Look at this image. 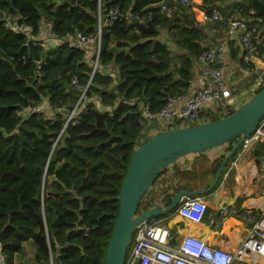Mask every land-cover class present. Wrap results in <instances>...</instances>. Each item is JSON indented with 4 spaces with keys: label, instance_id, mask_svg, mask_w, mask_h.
<instances>
[{
    "label": "trees",
    "instance_id": "trees-1",
    "mask_svg": "<svg viewBox=\"0 0 264 264\" xmlns=\"http://www.w3.org/2000/svg\"><path fill=\"white\" fill-rule=\"evenodd\" d=\"M104 1L133 17H151L156 32L143 33L135 22L121 20L103 28L100 64L114 65L117 76L96 72L88 88L93 100L88 111L60 136L62 116L45 119L35 109L48 98L53 108L72 110L79 98L72 81L86 86L92 67L83 52L64 45L45 51L37 40L29 42L23 33L5 27L4 19L11 15L34 35L44 20L53 21L60 36L77 30L94 33L97 0H0V242L5 264H16L25 242H31L38 264H104L121 185L141 145L139 107L149 103L158 112L170 97L184 95L191 86L203 36L190 8L178 7L167 15L160 3L169 0ZM251 2L239 5L248 11L254 7ZM216 3L212 0L206 10L222 11ZM255 16L264 25V12L257 9ZM162 33L170 34L187 54L177 55L160 39ZM94 97L112 115L99 110ZM25 110L29 115L21 116ZM221 163H213L208 175L215 177ZM178 174L195 182L182 187L188 191L211 185H199L203 178L198 172ZM156 197L149 190L140 211L152 208Z\"/></svg>",
    "mask_w": 264,
    "mask_h": 264
},
{
    "label": "built area",
    "instance_id": "built-area-1",
    "mask_svg": "<svg viewBox=\"0 0 264 264\" xmlns=\"http://www.w3.org/2000/svg\"><path fill=\"white\" fill-rule=\"evenodd\" d=\"M161 2V11L171 15L178 7H197L195 0H169ZM222 1V0H217ZM236 4H247L246 0H234ZM241 7V6H240ZM257 9L251 7L247 17L236 13L223 14L220 9H212L211 12L203 11L197 26L221 24L227 37L242 46L245 60L252 62L249 65L250 74L257 73L256 87H264V25L255 15ZM98 26L94 33L82 31H70L60 36L55 31L53 21L41 22L39 31L34 35L33 29L27 25L14 22L11 15L4 19V25L16 32L23 33L27 41L37 40L40 47L47 51L60 46H67L84 53L85 60L91 61L92 71L86 86L81 85L76 79L72 81L74 88L79 92V98L72 110L69 107L58 106L53 108L47 101L41 103L35 110L44 114L45 119H57L61 117L63 128L60 136L70 124L78 125L82 116L86 114L93 100L88 96V88L97 71L105 75L117 76V68L110 64L101 66L102 31L114 21H125L128 24L135 22L146 26L151 22V17L135 16L123 13L118 6H112L104 0H97ZM258 19V22L255 21ZM136 29L138 30L137 26ZM202 46V40L200 42ZM203 47V46H202ZM224 43L206 46L198 57L203 64L205 85L186 99L182 106H178V97H170L163 107L154 112L149 103L142 104L139 115L141 132V145L148 136L176 129L188 127L206 122L204 112L213 104L221 103L219 118L233 114L238 108L235 103L228 100L232 96L231 90L225 81L224 70ZM41 75V74H40ZM98 109L107 110L112 115L110 107H103L100 100ZM94 100V102H96ZM21 116L29 115V110L19 113ZM205 119V120H204ZM59 136V138H60ZM264 142V117L255 130L244 138L241 149L246 151L257 143ZM264 198V189L260 192ZM237 212L231 205H222L216 212L209 213V205L205 197L185 198L179 204L176 212L181 218L195 224H200L208 217L212 226L222 224L227 217ZM238 213L247 221V229L238 247L232 251L210 244L208 241L191 234L179 237L171 229L167 219H150L140 222L134 229L129 249L124 264H264V207L260 210L254 207L242 208ZM6 253L0 242V264H5Z\"/></svg>",
    "mask_w": 264,
    "mask_h": 264
},
{
    "label": "crops",
    "instance_id": "crops-1",
    "mask_svg": "<svg viewBox=\"0 0 264 264\" xmlns=\"http://www.w3.org/2000/svg\"><path fill=\"white\" fill-rule=\"evenodd\" d=\"M211 1L212 0H195L197 7L194 8V10L190 9L188 11L191 14H196L197 19H200L202 15L201 10L207 11L206 9L210 8ZM246 2L248 4L250 0H246ZM216 4L220 5L219 8H222L224 13H236L243 17H247L248 15V11L242 9L234 0L217 1ZM200 31L203 36V47L224 43L225 81L232 92V96L228 100L232 101L237 107H239L245 100H247L246 96H252L253 91H256L257 87L254 75H257L260 69H257L255 74H250L249 65L252 62L251 58L249 61L245 60L244 54H241L240 52L238 43L233 42L227 37L221 24L205 25L204 27H200ZM159 37L160 39H164L167 45L177 55L187 54L185 50L177 47L175 40L170 34L162 33ZM204 85L203 64L197 58L193 62L191 86L187 93L177 98L178 106H182L187 98L197 90L201 89ZM243 99L245 100L243 101ZM220 107L221 103H218L207 108L204 112L206 121L208 120L207 117L210 116L219 118L217 112L220 111ZM234 145L235 142L226 143L218 149L214 148L204 152L189 154L164 169L162 175L150 188V191L155 192L157 195L153 207L158 204L165 206L169 205L172 196L178 192L175 190L178 186L181 187L180 190H188L182 187L186 184H195V182L190 179L181 178V175H179L178 172L183 173L195 171L200 173L207 170L211 168L213 163L223 161L224 157L231 151L230 148L234 147ZM210 179L211 177L208 176L204 184L202 181L197 183L201 186L210 185L213 183L214 177L212 176V180ZM263 189L264 142H261L246 151L239 148L236 155L230 161L227 169L222 174L217 188L210 195L205 197V200H207L209 205V213L216 212L222 205H231L237 212L231 214L218 226H212L208 217H206L200 224L192 223L181 218L175 213L176 211L166 215L165 219H167L171 229H173L180 238L187 234H191L208 241L212 245L232 251L238 247L247 229V221L245 218H242L238 213V210L251 206L257 210L262 209L264 207V198L260 195V192ZM167 195H172L170 201H167ZM26 244L32 245L31 242H25L23 244V249ZM23 249L20 253L16 254L15 263L38 264L35 261V251L33 246V251H30L28 259V253H22ZM28 260L29 263L27 262Z\"/></svg>",
    "mask_w": 264,
    "mask_h": 264
},
{
    "label": "water",
    "instance_id": "water-1",
    "mask_svg": "<svg viewBox=\"0 0 264 264\" xmlns=\"http://www.w3.org/2000/svg\"><path fill=\"white\" fill-rule=\"evenodd\" d=\"M252 5L264 12V3L259 0H253ZM136 26L143 33L156 32L151 22L146 26L140 24ZM263 117L264 87L229 116L148 136L133 153L123 179L119 194L120 209L108 243L104 264H124L134 229L140 222L171 214L176 211L183 199L200 197L212 191L218 185L224 169L236 155L244 138L255 130ZM229 141H235V145L224 157L213 183L208 188L198 192L180 190L172 196L169 205L158 204L149 210L140 211L144 196L164 169L184 156L212 150Z\"/></svg>",
    "mask_w": 264,
    "mask_h": 264
},
{
    "label": "rangeland",
    "instance_id": "rangeland-1",
    "mask_svg": "<svg viewBox=\"0 0 264 264\" xmlns=\"http://www.w3.org/2000/svg\"><path fill=\"white\" fill-rule=\"evenodd\" d=\"M89 63L91 64V61H89ZM256 91H258V88L256 89ZM255 90L253 91V95L255 94V92H256ZM251 94V95H252ZM252 95V96H253ZM250 95H248V96H246V99H249L250 97H252V96H250ZM245 99H243V101H244ZM45 101H47V100H45ZM245 102V101H244ZM211 118H213L212 116H210V117H207V121H209ZM205 119H206V117H205ZM204 119V120H205ZM220 147H222V146H220ZM219 148V147H218ZM218 148H215V149H218ZM212 167V166H211ZM210 169V168H209ZM209 169H207V170H204V171H202V172H200L199 173V175L203 178V180H202V183L204 184L205 182H206V178L208 177V176H210L211 177V179L210 180H212V176L211 175H208V170ZM207 175V176H206ZM30 251H33V249H32V245H30V244H26V245H24V249H23V252L22 253H28V256H27V259H28V257L30 256ZM28 263H29V260L27 261Z\"/></svg>",
    "mask_w": 264,
    "mask_h": 264
},
{
    "label": "clouds",
    "instance_id": "clouds-1",
    "mask_svg": "<svg viewBox=\"0 0 264 264\" xmlns=\"http://www.w3.org/2000/svg\"><path fill=\"white\" fill-rule=\"evenodd\" d=\"M140 31V30H139ZM242 145V144H241ZM240 148H241V146H240Z\"/></svg>",
    "mask_w": 264,
    "mask_h": 264
}]
</instances>
